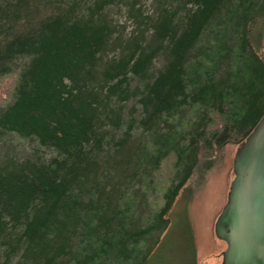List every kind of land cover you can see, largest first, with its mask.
Here are the masks:
<instances>
[{
    "label": "trees",
    "instance_id": "obj_1",
    "mask_svg": "<svg viewBox=\"0 0 264 264\" xmlns=\"http://www.w3.org/2000/svg\"><path fill=\"white\" fill-rule=\"evenodd\" d=\"M263 41L264 0H0V264H152L264 115Z\"/></svg>",
    "mask_w": 264,
    "mask_h": 264
},
{
    "label": "rangeland",
    "instance_id": "obj_2",
    "mask_svg": "<svg viewBox=\"0 0 264 264\" xmlns=\"http://www.w3.org/2000/svg\"><path fill=\"white\" fill-rule=\"evenodd\" d=\"M262 53L264 56V41ZM14 83L15 77L0 83V106L10 97ZM7 141L8 145L16 147L18 154L31 149L28 141L14 137H9ZM238 147L229 145L224 149L223 169L209 173L207 181L191 202L182 197L178 199L169 216L170 228L152 264H194V243L198 264H222V253L227 246L216 238L214 227L227 202Z\"/></svg>",
    "mask_w": 264,
    "mask_h": 264
},
{
    "label": "water",
    "instance_id": "obj_3",
    "mask_svg": "<svg viewBox=\"0 0 264 264\" xmlns=\"http://www.w3.org/2000/svg\"><path fill=\"white\" fill-rule=\"evenodd\" d=\"M234 178L214 234L222 264H264V115L233 160Z\"/></svg>",
    "mask_w": 264,
    "mask_h": 264
}]
</instances>
